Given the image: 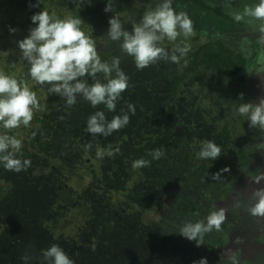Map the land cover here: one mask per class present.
I'll list each match as a JSON object with an SVG mask.
<instances>
[{"label": "flooded vegetation", "instance_id": "flooded-vegetation-1", "mask_svg": "<svg viewBox=\"0 0 264 264\" xmlns=\"http://www.w3.org/2000/svg\"><path fill=\"white\" fill-rule=\"evenodd\" d=\"M37 2L39 6L33 7L32 5H36ZM146 2L152 6L154 4L146 0H112L113 11L106 13L103 11L105 0H0V46L4 45L9 53L14 52L16 62L26 66L25 74L17 75V79L24 83L27 80L32 83L26 75L29 65L22 59L16 41L27 36L28 30L35 26L30 19L34 13L44 10L52 14L51 9L59 11L63 9L60 13L66 11L63 14L81 18V29L85 30V34L89 36L95 34L92 39L96 46L110 52L116 42H109L105 38L108 19L112 15L119 16L125 28L131 30L133 24L138 23L132 22V18L140 20L148 10ZM185 2L194 4L192 12H196L198 8L202 9L207 20V23L205 21L197 27L194 26L192 36L198 33L206 37L204 49L211 53V56H208L210 62L206 64L198 58L195 64L188 60L181 63L180 65H185L183 69H179V65L175 72L178 77L185 78L181 79L175 92L166 89V92H163L165 95L161 94L163 98L165 97L164 100L154 97L150 104L152 97L141 96L139 100H142L145 108L153 105L154 108L163 111L161 110L159 115L151 116H142V113H139L137 117L141 124L137 133H132L128 127H124L119 130L124 138L120 136L115 138V132L107 137L93 136L95 145L100 137L99 145L107 148L106 151L115 153L116 149H125L126 157L123 163L115 155H105L101 169L91 168L92 176L94 175L92 184L83 191H78L73 199L70 187L66 185V178L62 175L66 165H57L56 161L54 165L51 162L54 165L51 169L50 163H47L50 158L48 155H44L43 159L31 160V167L25 172L14 173L0 167V178L4 184L11 181L13 185L14 181L22 178L38 194L52 195L53 209L50 210L56 209L54 213L46 210L45 206L41 207L38 215H35L37 220L31 216L26 224L16 223L14 217L30 215L28 210L10 213V217L0 215V240L3 242L0 245V264L2 259L3 263L23 264L16 260L18 255L20 256L16 251L23 247L22 230L27 233L33 226L37 227L34 233L43 238V244H38L31 250L37 257L33 261L37 259L41 264H44L42 258H39L42 251L52 243L60 244L75 264H193V261L201 257L207 258V264H264V218L252 217L246 210L255 202L251 199L252 192L257 187L264 186V180H261L259 185L254 182L261 174L260 171L263 170L264 174V131L249 127L247 117L241 116L237 111L240 104L255 103L258 98L264 97V43L259 42L261 35L259 25L262 22L250 17L236 22L232 17V13L242 12L246 5L252 6L258 3V0H174L173 7L177 12L182 11ZM128 10L130 13L127 14L133 15L131 18L124 16V12ZM209 13L214 15L213 20L209 19ZM84 20L87 21L85 25ZM192 20L194 23L195 20ZM9 26L15 28L16 32L10 33ZM189 41L190 39H186L184 43L188 44ZM173 43L165 40L163 45L171 50L175 48L172 46ZM189 47L193 50V46ZM114 57H117V54L112 51L109 60L102 61L111 62ZM4 61L7 59L3 60L0 57V64ZM16 62L14 65L9 63L8 68L12 70L13 66L15 69L20 65ZM121 66H125V61L121 62ZM125 73L129 77V73ZM225 77L229 78L227 84L224 83ZM169 81L162 78L159 84L169 85L171 84ZM128 91L129 84L120 99H126L127 104L134 101L132 96L127 94ZM240 93L244 94L242 98L239 96ZM163 105H167L165 110ZM182 108L186 112L192 111L191 114L201 113L204 122L201 125L204 124L206 127L198 128L197 119L193 121L187 117H185L187 121L180 119L177 110L184 115ZM43 109V114L39 115L41 119H37L34 114L29 127L22 126L8 134L18 138V132L26 130V134H30L28 138L34 143L45 141L44 137L49 141L57 134L62 136L63 131L58 133L55 130L56 126H50L53 117H49V112L57 115V111L50 103H45ZM98 110L103 111L105 115L110 112L106 106L91 107L89 108L91 114L88 113L87 117ZM115 115L116 112H113L107 118L111 120ZM148 128L155 129L158 137L157 146L160 144L159 149L166 150L165 155L158 160H153L149 155L151 150L157 149L153 145V140L141 143L137 138H141L139 131ZM197 131L203 133L201 137L204 140H213L221 147V156L214 161H202L201 169L206 171L205 178L200 179L199 175L198 185L182 191L171 184L169 174H163L162 164L179 155L178 151L177 155L171 152V147L176 143L182 144L181 146L187 148L189 152L183 156L184 165L187 166L192 159L198 158L196 153L201 148L199 144L202 145L204 140L199 138L195 141L189 140L195 133L199 137ZM212 135L213 138L210 137ZM232 135L237 140H232ZM88 137L85 140L86 144L91 142ZM132 141L137 142L129 145ZM71 144L72 141L65 139L61 145L64 147ZM17 154L21 159H29L26 157L27 151ZM87 155L88 152L86 155L78 154L61 159L73 166L77 162H88ZM139 158L148 160L149 165L133 169L132 162ZM227 164L233 168H230V172L221 173V177H226L229 185L218 186L219 184L211 178V174L226 167ZM166 170L172 171L169 166ZM136 175L137 178L133 179ZM25 176H28V179L23 178ZM114 176L120 177L121 180L113 181ZM30 177L38 180L36 189ZM77 177L83 180L81 173ZM207 183L212 185L207 187ZM236 183L237 190L231 196L229 192ZM11 190L10 186H2L0 199L8 198ZM55 194H62L65 199L57 203ZM236 201L240 202L239 207L235 206ZM217 208H225L227 218L219 232L213 230L204 234L201 247H196L194 242L180 235L179 230L185 223L201 220L206 222L207 214ZM35 221L38 225H35ZM8 229H11V232L6 234H13L12 230L17 231L13 240L5 237L3 233ZM181 256L190 258L191 263H186ZM230 257H235V261Z\"/></svg>", "mask_w": 264, "mask_h": 264}, {"label": "clouds", "instance_id": "clouds-1", "mask_svg": "<svg viewBox=\"0 0 264 264\" xmlns=\"http://www.w3.org/2000/svg\"><path fill=\"white\" fill-rule=\"evenodd\" d=\"M33 7L39 6L37 2ZM104 12H112V0H105ZM234 21L240 22L245 17L259 20V42L264 43V0L252 6H245L242 12L232 13ZM35 25L28 30V35L16 41L21 52V57L29 65L27 77L35 84L47 86V92L58 95L71 108L77 103V98L90 103L95 108L103 104L110 112H115L117 102L122 93L128 88L129 77L120 68V59L114 57L111 62L102 61L95 41L81 29L82 20L79 17L69 16L60 18L50 15L48 11L40 10L31 17ZM106 36L109 41L119 42L120 50L125 55L132 57L135 67L143 70L158 62L178 63L185 56L190 47L187 43L177 45L169 50L163 45L165 40L176 42L179 37H191L194 34V23L184 11L177 12L173 7V0H155L138 23H134L131 30L125 28L119 16L112 15L108 21ZM9 32L15 33L16 29L9 26ZM179 53V54H178ZM103 74L105 80L96 79L97 74ZM114 74V75H113ZM85 77L92 78L88 83ZM228 77L224 83H228ZM243 93L239 96L242 98ZM37 94L26 83H22L14 76L0 72V128L5 131L0 133V167L14 173L25 172L31 167L30 159H21L22 140L15 135L8 134L11 130L22 126H30L34 113L40 109ZM128 113L135 115V106L127 104ZM238 113L247 117L249 127L259 128L264 131V97L258 101L242 103L238 106ZM115 115L111 120L106 118L103 111H95L86 121V132L93 136H110L126 127L130 123L129 114ZM92 144L84 145L85 151L92 149ZM119 152V149H116ZM112 151L98 149L97 158L105 155L113 156ZM153 160H158L164 155L163 149H153L149 152ZM201 160H216L221 156V147L213 140H204L200 150L196 153ZM144 158L132 162L133 169L149 165ZM230 172L229 167H224L212 173L213 180H219L221 173ZM264 180V174L258 175L254 182L258 185ZM255 202L246 210L252 217L264 218V186L257 187L251 195ZM239 207L240 202L236 201ZM225 208H217L205 217V220L195 223H185L179 230L180 235L188 241L194 242L196 247H201L204 234L213 230L219 232L226 220ZM29 245L21 256L23 264H32L35 253ZM44 264H75L68 253L58 243L50 244L42 251L41 257ZM235 261V257H230ZM193 264H207V258L201 257Z\"/></svg>", "mask_w": 264, "mask_h": 264}, {"label": "rangeland", "instance_id": "rangeland-1", "mask_svg": "<svg viewBox=\"0 0 264 264\" xmlns=\"http://www.w3.org/2000/svg\"><path fill=\"white\" fill-rule=\"evenodd\" d=\"M146 1H152L154 3L153 7L155 6V0H146ZM123 2L124 1H122V3ZM173 3H174V0H173ZM146 5L149 7V4H147V2H146ZM183 5H184V7L182 8V11L186 12L191 19L195 20L194 21V26L195 27H197L198 24H202L205 21H206L205 23H207V20L204 18V15L202 13V9L198 8V9H196V12H192L191 11L192 8H195L193 6L194 4L189 3V2H185ZM130 6H127V7L129 8ZM173 6H175V5H173ZM132 8L134 9V6H132ZM133 9H132V12H133ZM51 10H52V12H51L52 14H50V15H53L55 17H60V18H67L68 17L67 13L63 14L66 11L60 13V11H63V9H61L60 11L57 10V9H55V10L51 9ZM127 13H130L129 10H128V12H124V16L129 17V18H131L133 16L132 14L129 15ZM132 19H131L132 22H139L140 21L138 19H135V17L132 18ZM209 19L213 20L214 19V15L209 13ZM84 32H85V30H84ZM186 39H190L191 40L192 36L188 37V38H185V37L181 36L176 42H174L172 44V46H175V47L177 45L183 46V44H184ZM205 40H206V37H202L201 36L200 41L198 40L194 45H196L198 43H203V42H205ZM0 43H1V41H0ZM0 57H2L3 60L7 59V61H8V63H7V61H4L3 63L0 64V72H3V73H5L7 75H10V76H14L16 78H17V75L23 76L25 74V67L26 66H23L22 64H20V62H16V60H17L16 54L14 52H10L9 53L8 50L5 49L4 45L0 46ZM15 62L17 64H20V65H17L15 69L10 70L8 68V64L12 63L14 65ZM165 64H167V62H165ZM184 66L185 65H180L179 69H183ZM22 83H24V82H22ZM26 84L33 91L36 92L37 98H38L40 104L43 103L44 101H45V103H49L48 102V98L52 94L47 95V86L41 87V86L35 84L34 81H32V83H31L28 80H27ZM53 96L57 97L58 95H53ZM179 109L177 110V113L180 114V116H179L180 119H184L185 121H187V119L185 117H187L188 119H191L192 121L197 119L198 122H196V123H198L197 124L198 128L202 129V127H204V128L206 127V125H204V124L201 125L202 123H204L201 113L195 112V113L191 114L190 112H192V111H187L186 112L182 108V110L184 111V115H182L183 113L181 114V111ZM39 111L42 113L43 110H39ZM34 114L37 115L38 113L35 111ZM31 124H32V122H31ZM150 130H153V132H155V129L150 128ZM4 131L5 130L3 128H0V133H3ZM20 131L21 132L20 133L18 132L17 136H18L19 139L22 140L23 147L21 149V152H26L25 148H26L27 143L25 142V140L28 139L27 141L29 143H32V140H30L28 138V135H30V134L29 133L26 134V130H20ZM197 133H198L199 137L195 133L194 135H192L189 138V140L191 139V140L195 141L196 138H199L200 140H204L203 137H201V135H203V133H201V131H197ZM213 135L210 136V137L213 138ZM234 135H236V133ZM88 136H86V137H88ZM232 137H233L232 140H234V141L237 140V138H236L237 135H236V137L232 135ZM89 138L91 139L90 143L92 144L93 147H92V149L90 151H88V155H87L88 162H86V163L77 162V163H75L72 166L71 164H69V162L67 163V162L63 161L61 159V157H60V154L58 155V153H55V156H56V160L55 161H56L57 165H66V168L64 170H62V175H63V177L66 178V185H68L70 187V193L72 194V197H71L72 199L77 196L76 194L78 193V191H80V190L83 191L88 185L92 184L91 181L93 180V176L94 175L92 176L91 168L95 167L96 169L99 170V169L102 168V165H103L104 158L100 159V158H97V156H96V151L98 149H103V148L98 146L99 143H100V140L97 141L98 145L97 144L95 145V140H92L93 139V135L89 136ZM43 139L45 141L35 142L33 144H28L29 149L30 150H35L36 149L34 147L35 145H46V144H48L49 141H52V140L48 141V139L45 138V137ZM125 140L127 141V136H126ZM136 142L137 141H132L129 145L135 144ZM54 143H55V141H52V143L49 142V144H53L54 147H57L56 143L55 144ZM200 146H201V144H199V147ZM128 148H130V147H127V149ZM103 150L106 151L107 149H103ZM163 151H164V155H165V151L166 150H163ZM43 153H48V149L44 150ZM184 154H185V152H181L179 155L176 156V158H173V160L165 162L164 164H162L163 168L161 169L163 174L166 173V174H169L171 176V179H172L171 180V184L175 185L179 190H182V191H184L185 189H188V188H193L196 185H198L197 183H198V180H199V178H198L199 175L201 177L200 179H204L205 176H206L205 169H201V166L203 165L202 161H204V160H201L199 158H194L186 166V165H184V160H183ZM125 157H126V155L121 156V158H122L120 160L121 163H123L125 161ZM167 166L171 167L172 171H167L166 170ZM226 166L229 167V168H233L230 164H227ZM197 167H199L200 170H198ZM79 173L82 174L83 180L79 179L77 177V175ZM98 174H101V173H98ZM73 175H74V177H73ZM134 177L136 179L137 175L133 176V179H134ZM225 179H226V177H221L220 176V179L219 180H214V182L216 184H219L218 186L223 185V186L226 187L227 185H229V182H226ZM114 180H118L119 181L121 179L118 176H114L113 177V181ZM206 181L208 182V177L206 178ZM4 185H6V184H4L0 180V188H2V186H4ZM211 185L212 184H208V183L206 184L207 187L211 186ZM97 187H101V186H97ZM107 190L108 189H105V191H107ZM40 194H41V197L38 195V192L33 190V188L31 187L30 184H28L24 179L19 178L18 180L14 181L13 188L11 190V194L9 195V197L5 198L3 200L0 199V204L3 203L2 205H0V212H2V214H0V215L1 216H9L10 217V213H15L18 210H28L30 215L15 216L14 217V221L16 223L26 224V223L29 222L31 216H34V218L36 219L35 215H38L39 210H41V207H44L46 203H47V206H45L46 210H48L49 212H54L56 210L55 208H54L55 210H53V211L50 210V209H53L52 202H53L54 199H53L52 195H49L47 193L46 194L40 193ZM55 195L57 197V199H56L57 203L62 202L63 201L62 199H65V197H63L62 194H55ZM144 213H145V211H144ZM35 225H38V223L36 221H35ZM36 230H37V227L33 226L32 229L30 231H28L27 233H26V231L24 229L21 232V233H23V234H21V241L23 240V247H20L19 251H16V252L20 253V256L18 255V258H16V255H15L16 260L18 259V261L20 263L23 262L21 260V256L24 255L25 250L28 248V247H26L27 246V238H29L31 236L29 238V241H28V246L32 245V247H34V249H35L36 246H38V244H43V238H41L38 234L34 233ZM8 232H11V229H8L5 232H3V233H5V237L9 238L10 240H13L14 239L13 236L17 233V231L16 230H12L13 234H6ZM53 235L55 236L56 234L53 232ZM32 249L33 248H31V250ZM181 257H183L185 259L186 263L187 262L191 263V259L190 258L186 259L184 256H181ZM181 257H179V259ZM3 261L4 260L2 259L1 260L2 264H8L7 262L3 263ZM34 262H35V264H41V263H39V261L37 259H35L32 262V264H34Z\"/></svg>", "mask_w": 264, "mask_h": 264}, {"label": "trees", "instance_id": "trees-1", "mask_svg": "<svg viewBox=\"0 0 264 264\" xmlns=\"http://www.w3.org/2000/svg\"><path fill=\"white\" fill-rule=\"evenodd\" d=\"M69 16L70 15H68V17ZM86 22L87 21L84 20V25ZM90 36L95 37L96 35L93 34ZM105 38L107 41H109L107 36ZM200 39H201V36L198 33H196L194 35V37L192 36V39L188 42V45L191 47L193 46L194 49L190 50L185 56L181 57L180 61L178 63L167 62V64H165V62L161 61V62H158L157 64H154V65H151V66H149L143 70H138L135 67V64H134L132 57L127 56L123 52H121L120 48L118 47V46H120L119 42H116L115 45L112 46L113 53L117 54V57H119L121 62L125 61V66H123V67L121 66L120 68H122V70L124 72L129 73V82H128L129 91L127 92V94L132 96V98L134 100V101H130V102H131V104H133L135 106L136 117H135V115L128 113L126 99L119 100L117 102V107H116L115 112H116V115H123L125 113L129 114L130 123L126 127H128L132 133H137L136 131L138 130V127H140L141 123L138 121L139 118L137 117V115L139 113H142V116L143 115L144 116H146V115L151 116V114H154V115L161 114V112L163 111L162 109H156L153 107V105H150V104L155 99L154 97H160L164 100L165 97L163 98L162 95L163 96L165 95L163 92H165L166 89H168V91H171V92H175L177 90V87H178L181 79L185 78L183 76L178 77L177 73L175 72L178 70L177 67L181 63H185L186 62L185 60H188V62L195 64L199 58L201 62L209 64L210 57H208V56H211V53L207 52V50L204 49V47H206L205 46L206 43L204 42V43H198V44L194 45L198 40L200 41ZM112 51L109 52L106 49H102V48L97 46V52H98L101 60H109V57H110ZM217 54H218V52H217ZM13 68L14 67L12 66L11 69H13ZM190 68L191 67H189V69ZM102 75H103L102 73L98 74L96 79H100L101 81H104L105 78ZM162 78L163 79L166 78V80L167 79L170 80L169 82L171 84H169V85L163 84L162 86H160L159 82L161 81ZM85 79L87 80L88 83L93 82L92 78H90V77H85ZM141 96L152 97V100L150 101V104H149L150 106L148 108H145V106L142 104V100H139V98ZM136 97H138V98L134 99ZM48 101L51 104V107L57 111V115H55L52 112H49V115H50L49 117H53V121H51L50 126H56L55 130H57L58 133L60 131H63L62 136L57 134V136L51 137V140L56 141V144L59 145L60 147H54L53 144H46L47 147H43V145H35L34 147L36 149L30 150L28 144H33L34 141L32 140V143H29L26 139L25 142L27 143V145H26L25 150L28 153V155L26 157H28L30 160H33L34 158L43 159L44 155L50 156L47 163H50L51 169H52L53 166L55 165V160H56L55 153H58V155L60 154L61 158H65L67 156H74V155H78V154H84V155L87 154L88 151H85V149H84V145H86V142H85L86 138L85 137L90 135V133L86 132L84 129L86 128V121L88 119L87 115H88V113L91 114V112H89V108H91V105L89 102L83 100L80 97L77 98V103L71 108L67 107L65 104V101L62 98H60L59 96L54 97L52 95L48 98ZM159 103L160 102H158V104ZM40 105L41 106H40L39 110L44 111L43 108L45 105V101L43 103H41ZM96 107L103 108L105 106L103 104H101V105H98ZM166 107H167V105L166 106L163 105L164 110ZM39 110L36 111L38 113L36 115L37 119L40 118L39 115L41 114V112ZM112 114H113V112L106 113V118L107 117L109 118L110 115H112ZM55 116H57V117H55ZM43 120L45 121V119H43ZM115 133H116L115 138H118V136H120L121 138H124L123 135H120L121 134L120 131H117ZM138 133L141 136V138L137 137L138 139H140L139 142L141 141V143H144V142L148 143V141L153 140L152 141L153 145L156 146L157 149L160 148V144L157 146V141H158L157 134H155V132H153V130H150V128H148L147 130L145 129L144 131H139ZM65 139L72 141V144L69 146L62 147L61 144L63 142H65ZM98 140H100V137H98ZM52 141H49V142L52 143ZM181 145L182 144H180V143H178V144L176 143V145H173L171 147V152L174 155H177V151H178V154H180L181 152H185V154H186V152L189 153L187 151V148H183ZM99 147H101L103 149H107L102 145H99ZM75 148H77L78 151H76ZM47 149H48V153H43L44 150H47ZM161 149H163V148H161ZM114 155L116 157H118L119 160H121L122 159L121 156L126 155V150L119 148V152L118 153L115 152ZM51 162H53L54 165ZM121 170L123 171V169H121ZM23 178L28 179V176H25ZM29 179L34 184L35 189H36L37 188L36 186L38 185V180L35 177L34 178L30 177ZM0 180H1V178H0ZM5 186H10L11 188H13L11 181H9L8 183L6 182V185H4V187ZM38 195L41 197L40 194H38ZM45 206H47V203L45 204ZM1 244H3V242L0 240V245Z\"/></svg>", "mask_w": 264, "mask_h": 264}, {"label": "water", "instance_id": "water-1", "mask_svg": "<svg viewBox=\"0 0 264 264\" xmlns=\"http://www.w3.org/2000/svg\"><path fill=\"white\" fill-rule=\"evenodd\" d=\"M250 145V148H251V144H249ZM252 154H251V152H250V156H251ZM261 172V174H262V172H263V170L262 171H260ZM237 187H238V184L236 183V184H234L233 186H232V190L229 192V194H231V196L236 192V190H237ZM229 194H228V196H229ZM230 196V197H231Z\"/></svg>", "mask_w": 264, "mask_h": 264}]
</instances>
